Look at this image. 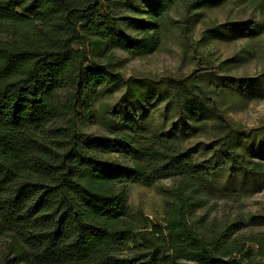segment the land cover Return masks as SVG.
Listing matches in <instances>:
<instances>
[{
	"label": "trees",
	"instance_id": "obj_1",
	"mask_svg": "<svg viewBox=\"0 0 264 264\" xmlns=\"http://www.w3.org/2000/svg\"><path fill=\"white\" fill-rule=\"evenodd\" d=\"M228 2L261 0H0V243L6 264H251L253 247L264 256V233L237 236L264 225V214L228 218L223 226L199 214L218 174L227 175L229 193L264 189V128L247 133L213 101L228 96L236 81L217 77L208 83L212 91L200 87V77L125 81L127 58L116 54L143 59L158 51L160 22L177 6L185 19L175 25L188 36L203 10ZM223 28L209 30L228 40L231 31L253 38L263 33L264 21ZM254 81L264 99V75ZM122 84L143 113L161 102L177 122L151 134L135 119L107 137L83 133L80 124L94 114L98 92L113 96ZM179 134L206 138L222 160L201 159L198 147H182ZM167 180L168 188L161 185ZM133 183L157 189L162 219L133 216L127 196Z\"/></svg>",
	"mask_w": 264,
	"mask_h": 264
},
{
	"label": "rangeland",
	"instance_id": "obj_2",
	"mask_svg": "<svg viewBox=\"0 0 264 264\" xmlns=\"http://www.w3.org/2000/svg\"><path fill=\"white\" fill-rule=\"evenodd\" d=\"M155 1V0H154ZM263 1L259 4L245 2L241 5L226 3L219 9L202 11V17L193 25V29L185 36L175 23L183 21L184 7L177 6L163 16L160 22L162 29V43L160 49L147 58L132 59L120 50L118 55L126 59L125 68L122 70L125 81L140 77H153L161 80L164 77L194 79L200 77V87L212 91L208 87L209 81L217 77H228L236 83L228 91V96L214 95L213 101L231 122L241 124L247 133H260L264 128V99H261L255 78L264 75V31L253 38H241L232 31L227 37H215L209 29L228 26L229 23L258 24L264 21L261 9ZM147 8V6H144ZM223 28V29H224ZM229 28V27H227ZM225 35V36H227ZM227 63L229 72L219 70L220 65ZM126 85L122 84L116 89L115 94L98 92L93 99L94 114L84 117L80 127L86 135L107 137L113 129L121 128L127 119L143 122L149 134L157 132L167 124L173 127L177 122L173 110L158 102L150 108L148 113H143L133 105L126 94ZM212 93V92H211ZM212 96V94H210ZM181 130V126L177 125ZM180 135L183 148L198 147L199 157L203 160L216 158L221 161L218 147L203 137L186 139ZM200 145V146H198ZM220 174L215 177L217 186L206 208L199 211L205 215L208 222L213 220L224 225V221L234 218L248 220L251 216L264 214V189L248 190L240 194L229 193L226 186L228 177ZM241 177L237 176L236 184L239 186ZM164 187L172 185L170 180L163 181ZM128 207L135 218L140 213L149 220L162 219L164 216L163 198L156 188H147L141 184H130L128 187ZM246 222V221H245ZM264 233V225L247 227L239 232L243 234ZM251 257V264H264V256H256V248ZM128 255L126 252L123 256ZM5 247L0 243V264H6Z\"/></svg>",
	"mask_w": 264,
	"mask_h": 264
}]
</instances>
